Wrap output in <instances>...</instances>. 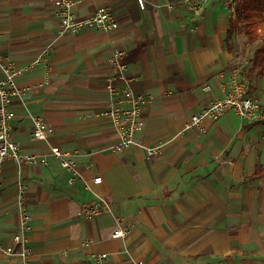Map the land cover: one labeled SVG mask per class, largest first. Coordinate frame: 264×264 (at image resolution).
<instances>
[{"label": "crops", "instance_id": "obj_1", "mask_svg": "<svg viewBox=\"0 0 264 264\" xmlns=\"http://www.w3.org/2000/svg\"><path fill=\"white\" fill-rule=\"evenodd\" d=\"M144 2L81 0L79 18L109 7L119 26L63 36L55 0H0V82L7 64H33L16 78L24 93L10 102L12 138L46 160L0 170V264H23V248L29 264H264V176L254 177L264 163L251 164L264 155L254 136L264 125L230 111L187 128L249 67L230 36L233 10L221 0ZM117 51L135 92L150 99L123 150L112 148L119 137L106 116L108 80L121 88ZM37 117L46 140L31 138ZM53 149L71 155L77 176ZM101 198L109 211L85 218L82 206Z\"/></svg>", "mask_w": 264, "mask_h": 264}, {"label": "built area", "instance_id": "obj_2", "mask_svg": "<svg viewBox=\"0 0 264 264\" xmlns=\"http://www.w3.org/2000/svg\"><path fill=\"white\" fill-rule=\"evenodd\" d=\"M58 8V17L60 19L61 34L74 35L85 29H91L100 32H112L119 26L118 21L109 7H100L97 11L86 19H81L74 11V7L81 0H55ZM228 7L232 8V17L236 18L233 0H221ZM140 7H145L144 0H138ZM124 53L117 51L112 59V64L116 68L117 78L121 88L115 85L111 79L107 82L109 98L113 103L107 117L113 122L114 128L118 134V140L113 144L114 150H123L130 148L135 144L136 136L141 126V118L144 109L150 99L137 94L132 86V79L128 76V65L123 61ZM1 60V56H0ZM29 64L22 68H16L12 64H7L5 71L7 77L0 82V170L7 160H13L18 165L45 163L44 158L34 154H25L21 146L12 138V120L13 112L10 102L15 96H21L24 90L20 89L16 83V78L31 69ZM233 112L242 119L250 122L264 121V104L248 95L247 87L234 83L231 89L227 90L223 98L217 99L205 107L202 111L194 114L187 126L191 128H202L204 118L217 119L226 112ZM50 128L41 117L34 119V128L31 138L34 141L46 140L49 136ZM148 152L152 155L159 153L158 147L149 148ZM53 155L58 158L64 168L77 176L76 164L71 155L60 149H53ZM95 185H101L103 178L97 176L94 178ZM25 188L20 185L19 191V209H20V228L24 234L32 230L31 215L24 207ZM109 211L107 199L101 198L99 203L86 204L82 206V215L85 218H95ZM7 251H11L8 249ZM32 254L29 248H23L19 252V257L23 264H29V258ZM138 264H142L139 262Z\"/></svg>", "mask_w": 264, "mask_h": 264}, {"label": "trees", "instance_id": "obj_3", "mask_svg": "<svg viewBox=\"0 0 264 264\" xmlns=\"http://www.w3.org/2000/svg\"><path fill=\"white\" fill-rule=\"evenodd\" d=\"M236 19L232 21L230 36L236 33L239 26L250 43H255L264 35V0H233ZM250 80L264 78V45L254 51L251 66L248 70ZM254 125H264L263 122H253ZM264 176V170L254 177Z\"/></svg>", "mask_w": 264, "mask_h": 264}, {"label": "rangeland", "instance_id": "obj_4", "mask_svg": "<svg viewBox=\"0 0 264 264\" xmlns=\"http://www.w3.org/2000/svg\"><path fill=\"white\" fill-rule=\"evenodd\" d=\"M236 13V12H235ZM237 32V43H238V48H239V53L241 55V61L245 66L248 67L243 73H241V79H237L240 85H244L247 87V92L249 96H255L258 101L264 104V79L258 78L255 79V81H250L249 76H248V70L250 68L249 63L251 62L253 58L254 51L264 45V35L259 38L258 41L255 43H250L246 37L244 36L242 32V26H239L238 29L236 30ZM250 123V122H249ZM255 136V140H258L257 147L258 148H263L264 150V133H258ZM261 150V149H260ZM259 157L258 160H251V164H262L264 163V155L259 151Z\"/></svg>", "mask_w": 264, "mask_h": 264}]
</instances>
